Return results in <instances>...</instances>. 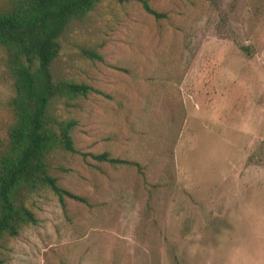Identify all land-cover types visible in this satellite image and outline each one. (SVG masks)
I'll use <instances>...</instances> for the list:
<instances>
[{"label":"rangeland","instance_id":"1","mask_svg":"<svg viewBox=\"0 0 264 264\" xmlns=\"http://www.w3.org/2000/svg\"><path fill=\"white\" fill-rule=\"evenodd\" d=\"M146 1L164 17L103 0L59 36L53 78L94 92L50 108L75 127L49 173L84 202L31 194L1 264H264V0Z\"/></svg>","mask_w":264,"mask_h":264},{"label":"trees","instance_id":"2","mask_svg":"<svg viewBox=\"0 0 264 264\" xmlns=\"http://www.w3.org/2000/svg\"><path fill=\"white\" fill-rule=\"evenodd\" d=\"M103 0H0V66L9 78L4 108L7 122L0 134V245L15 237L26 224H35L25 201L40 189L84 202L60 188L49 173L48 157L54 150L73 153L75 121L50 112L56 100L64 104L94 90L82 83L54 79L50 68L59 53L58 38L72 21L91 13ZM138 2L153 18L164 17L146 0ZM247 51V46L240 48ZM89 58H100L85 53ZM97 162L126 163L107 153L92 156ZM1 264V263H0Z\"/></svg>","mask_w":264,"mask_h":264}]
</instances>
